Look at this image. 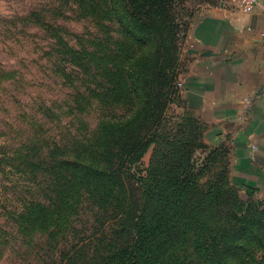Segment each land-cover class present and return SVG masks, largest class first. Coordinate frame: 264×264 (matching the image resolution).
Listing matches in <instances>:
<instances>
[{
    "label": "trees",
    "instance_id": "obj_1",
    "mask_svg": "<svg viewBox=\"0 0 264 264\" xmlns=\"http://www.w3.org/2000/svg\"><path fill=\"white\" fill-rule=\"evenodd\" d=\"M55 3L49 11L52 16L68 14L67 19L73 17L92 24L100 33V50L93 49L92 40L87 35L77 37L83 42L78 50L66 48L57 52L76 58V61H71L72 67L76 69V78L84 89L76 97L78 101L74 96V104L69 103L67 114L75 124L83 122L85 127H89L92 93L95 91L92 89L94 74L91 63L103 49L106 51L105 60H110L109 70L104 72V64H98V72L105 76L96 85V90L99 103L102 106L110 103L113 108L110 111L105 107L100 109L95 116L97 129L89 136L74 130L77 135L69 132V145L61 141L46 143L45 159L31 161L29 156H33L28 154L29 162L21 173H26L25 181L32 185L33 190L21 193V207L14 210L9 218L13 227L8 234L9 239L0 241V257L4 250L17 255L27 253L35 234L54 241L57 236L67 233L74 237L79 235L77 245L72 246L71 257L75 256V261L81 264H154L158 251L172 243L166 235L167 232L171 234V227L166 229L161 222L168 207H171V213L174 207L156 200L154 213L144 221L142 209L134 207L133 202L138 201L139 204L144 198L140 188L143 174L138 161L142 158L139 150L143 147L148 150L154 141L148 133L154 130L159 94H169L172 82L173 74L167 64L163 37L168 30H164L155 18L162 9V2L55 0ZM41 12H32L28 18L24 15L16 17V20L22 23L32 18L42 20ZM35 26L41 31L52 25ZM136 40L139 47H130L129 42ZM50 56L53 57L51 53ZM67 60L55 57L51 62V72L56 79L62 80L64 86L71 82L70 76L74 72L61 73L66 70L64 64L68 63ZM146 60L148 64H139V61ZM8 81L3 79L2 82ZM107 84L109 89L102 92ZM38 107L40 120L44 116L55 120L58 115L55 109L41 107V104ZM40 142L31 144L30 153L39 156L44 151ZM146 174L150 176L151 172L146 171ZM153 177L173 178L175 171L168 169L164 174L158 173ZM190 180V172L179 180L181 192ZM172 188L166 193H174ZM248 192L257 190L249 188ZM235 222L215 241L216 259L207 258L204 260L206 264H264V203L251 204L243 213L239 211ZM88 226L91 236L79 239ZM196 247L198 256L202 255L203 245L198 243Z\"/></svg>",
    "mask_w": 264,
    "mask_h": 264
},
{
    "label": "rangeland",
    "instance_id": "obj_2",
    "mask_svg": "<svg viewBox=\"0 0 264 264\" xmlns=\"http://www.w3.org/2000/svg\"><path fill=\"white\" fill-rule=\"evenodd\" d=\"M161 2L162 9L157 12L155 18L164 30H168V34L164 32L163 37L167 64L171 67L173 75L169 94H159L154 130L151 134L148 133L154 141L150 145L149 138L148 150L145 151V147L139 150L142 158L138 161L142 165L143 174L140 188L144 198L139 204L138 201L133 202V206L142 209L141 216L144 221H148L151 213H154L156 200L162 205L172 204L174 207L172 213L171 207H168L165 219L161 222L165 228L171 227V234L167 232L166 235L172 243L158 251L154 264H195L201 263L200 261L206 264L204 260L207 258L216 259L215 241L222 231H227L229 226L236 223L238 212L243 213L251 204L264 203V169L261 176L252 179L253 183L250 179L231 171L228 149L214 147L204 141L205 128L198 118L186 110L178 84L189 71L193 61L187 49L192 30L202 19L215 13L233 15L242 11L235 0ZM55 5V0H0L1 242L8 241V234L12 232L9 218L14 210L21 207V193L33 190L32 185L25 181L26 173H21L24 165L29 162L28 154L33 156H29L31 161L36 162L38 158L43 160L46 158V143L61 141L69 145L68 134L71 131L89 136L97 129L95 116L100 109L105 107L110 111L113 108L110 103L107 106L99 103V93L96 90V85L105 76L98 72V64H104V72L109 70L110 60H105L106 51L103 49L91 63L94 74L92 89L95 91L92 93L89 127H85L83 122L75 124L67 114L69 103L74 104V96L75 101H78L76 97L83 93L84 89L76 78V69L72 67L71 61H76V58L71 54L63 55L57 52L66 48L78 50L83 42L77 37L87 35L92 40L93 49L98 50L100 33L92 24L75 20L73 17L67 19L68 14L52 16L49 11ZM40 10L43 11L42 20L32 18L23 23L16 20V17L24 15L28 18L32 12ZM35 25L52 26L40 31ZM129 45L132 48L139 47L137 40L129 42ZM151 50L150 52H153V49ZM152 54L154 55V52ZM55 57L58 60L68 59V63L64 64L66 70L61 73L74 71L67 86L62 85V80L58 77L56 79V75L51 72V62ZM149 60L152 61L151 58ZM147 61H139V64L146 65ZM3 79H8V83H3ZM108 89L107 84L102 92ZM40 104L41 107L55 109L58 118L51 120L49 116H44L45 118L40 120ZM38 122L40 124L37 125ZM37 141L44 145V151L39 156L30 153L29 149L31 144L38 143ZM168 169L175 171V177H153L158 173L164 174ZM146 171H150L151 175H147ZM189 172L191 180L181 192L179 180ZM172 186L174 193L167 194ZM249 188L256 189L257 192L250 193ZM79 228L77 225V229ZM89 229L88 226L79 239L91 236ZM72 235L62 233L51 241L42 234H35L30 241L31 249H27V253L17 255L15 252L4 250L0 264H81L78 260L75 261V256L71 257L72 246L77 245L76 239L79 237ZM198 243L203 245V253L199 256L196 250ZM68 257L71 258L69 261Z\"/></svg>",
    "mask_w": 264,
    "mask_h": 264
},
{
    "label": "crops",
    "instance_id": "obj_3",
    "mask_svg": "<svg viewBox=\"0 0 264 264\" xmlns=\"http://www.w3.org/2000/svg\"><path fill=\"white\" fill-rule=\"evenodd\" d=\"M187 49L185 108L205 128V142L228 149L231 171L252 182L264 169V0L250 14L202 19Z\"/></svg>",
    "mask_w": 264,
    "mask_h": 264
},
{
    "label": "built area",
    "instance_id": "obj_4",
    "mask_svg": "<svg viewBox=\"0 0 264 264\" xmlns=\"http://www.w3.org/2000/svg\"><path fill=\"white\" fill-rule=\"evenodd\" d=\"M241 9V11L245 14H250L252 11L258 6V0H235ZM180 87V83L178 84Z\"/></svg>",
    "mask_w": 264,
    "mask_h": 264
}]
</instances>
